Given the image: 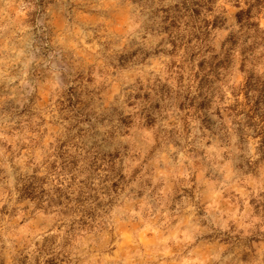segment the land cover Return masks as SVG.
Here are the masks:
<instances>
[{"label": "clouds", "instance_id": "obj_1", "mask_svg": "<svg viewBox=\"0 0 264 264\" xmlns=\"http://www.w3.org/2000/svg\"><path fill=\"white\" fill-rule=\"evenodd\" d=\"M0 264H264V0H0Z\"/></svg>", "mask_w": 264, "mask_h": 264}]
</instances>
